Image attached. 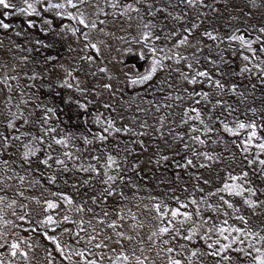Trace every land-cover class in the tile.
I'll use <instances>...</instances> for the list:
<instances>
[{"label":"snow or ice","instance_id":"obj_1","mask_svg":"<svg viewBox=\"0 0 264 264\" xmlns=\"http://www.w3.org/2000/svg\"><path fill=\"white\" fill-rule=\"evenodd\" d=\"M248 4L260 7L259 0ZM223 7L219 0H0V30L9 33V46L0 37V50L28 53L19 63L33 70L22 75L41 81L14 90L10 81L21 74L0 77V264L35 262L32 237L14 229L53 246L47 264H147L152 249L166 264H264V97L255 104L256 91H264V24L220 25ZM17 15L22 24L8 22ZM117 24L124 47L106 55L111 45L97 35L111 39L106 28ZM12 32L23 43L12 41ZM69 39L76 44L68 45L76 53L71 63L44 54ZM128 55L138 60L135 72L117 67L127 68L120 57ZM44 85L55 90L51 102L33 92ZM127 90L135 111L151 113L154 124L136 115L124 123L118 98ZM157 90L163 102L149 100L148 109L136 104L141 92ZM56 97L75 108L81 124L74 131L60 118ZM232 101L247 106L238 111ZM162 109L169 111L156 116ZM177 115L178 123L168 122ZM149 130L164 147L148 164L162 169L161 177L175 171L159 181L168 185L166 198L150 196L144 205L153 222L145 238L135 231L143 222L127 225V216L138 218L119 205L129 199L125 189L140 190L130 173L143 179L137 147L147 151ZM14 180L40 187V196L30 198L36 207L7 201ZM8 209L30 227L5 219Z\"/></svg>","mask_w":264,"mask_h":264},{"label":"rangeland","instance_id":"obj_2","mask_svg":"<svg viewBox=\"0 0 264 264\" xmlns=\"http://www.w3.org/2000/svg\"><path fill=\"white\" fill-rule=\"evenodd\" d=\"M13 2H16V0H13ZM260 7L258 8H252L248 4V0H227V4H225V0H219V4L224 6L222 8L223 11V17L220 19L218 22L220 25H225L227 26L229 23L233 26H239L242 29H249V25H257L259 26L260 24H264V0H259ZM233 5H236L234 7ZM247 5V6H246ZM251 13V14H250ZM231 15L233 17H237V19H233L229 21L227 17ZM23 18L17 15L16 17H9L8 22H12L14 24H22ZM18 30V29H17ZM250 30V29H249ZM106 31L113 32L115 35L110 39L109 37H102L97 35V39H104L107 43L111 45L112 51L109 52L108 48H105V54L110 55V56H116L117 52L115 51L116 49H120L124 47L118 39L119 36L124 35V31L120 28V26L117 24L115 26L109 25L106 28ZM11 32V30H10ZM8 35L9 33H3L2 30H0V37L4 38V45L5 49L9 46V40H8ZM252 35L255 36L256 33L252 32ZM11 39L15 43H23V38L16 37L14 35V32L11 33ZM68 45H71L72 47H76V44L71 40H67L63 43H59L56 45L54 49L48 50L46 55H59L60 57L63 58L64 61H68L71 63V58L76 55V53H69L68 51ZM30 46V45H26ZM28 53H21L16 51L15 49L12 52H6L4 50H0V64H5L6 67L0 68V77H3L4 75L7 76H12V75H17L21 74V78L17 81H10L13 84L14 90L16 89V86L19 85L20 89H23L26 84L30 83H35L36 85H40L41 81L37 79V81L32 82L26 80V78L23 77L22 73L23 72H28L30 73L33 70V65L29 64L27 66H22L19 63V57L21 55H27ZM35 55V54H33ZM42 55L38 57V59L42 60ZM120 59L127 65V68H123L122 65H117V67H121L123 71H127L131 69V71L135 72L136 67H133L134 65L138 67V60L135 56L133 55H128V56H122ZM42 68V65H37L35 70L40 71ZM166 75V73L164 74ZM254 82V81H253ZM2 86V85H0ZM121 87L123 85L121 84ZM50 91H55L54 89H49L47 85H44L38 89H33V92H35V95L41 99H44L46 102H51L52 101V96L49 95ZM167 91V89H165ZM6 94V93H5ZM4 94H0V100L3 99ZM132 95L130 90H127L125 93V96L121 99L118 98L119 108H123L124 111L121 112L122 115L125 116L124 123H128L130 121V118L133 115L138 116L141 120H147L149 124H154L155 117L151 113H145V112H140L137 113L135 111V104L132 103V101L129 99V97ZM256 97L258 98L257 101L255 102L256 106L259 107V98L264 97V91L257 90L255 93ZM163 93H161L159 90H157L154 93H143L141 92L139 96L136 98V104H139L140 107L144 109L149 108L148 101L152 100L155 101L156 103H161L163 102L162 100ZM107 95H105L104 99H107ZM19 96L15 97L14 103L19 102ZM55 102L59 105V107L62 109V112L60 113V118L65 121L67 126L69 127L70 130H75L77 124H81V121L78 120L75 116V108L72 107L70 108L67 105H64L61 102L60 97L55 98ZM234 106L238 109V111H243L247 105H241V104H235L234 101ZM254 102L252 99L248 100V104H253ZM128 105H131V107H128ZM9 107H12V105H9ZM15 111V108L12 109ZM154 111V109H153ZM169 111L168 109H162L161 113H156V116H159L163 112ZM175 111L177 113H180L181 109L176 108ZM71 117V119H69ZM175 119L177 123L179 122V115L172 117L169 119V123H171V120ZM119 123V121H118ZM186 127V126H185ZM176 131H183V127L177 128ZM225 141L229 140V137L226 134H221ZM141 139V138H137ZM145 141V146L147 147L146 152H140V149L136 145H132V147H137V153L138 159L141 164L142 172L141 176L143 177L142 180H138L134 174V182H138L140 185V190L139 192L136 193V195H133L134 192H136L135 189H125L126 195L129 196L128 200L123 201L119 207L123 208L125 213L128 212L129 209H131V212L134 213L137 216V221H133L131 219V216H127L125 223L127 225H132L133 223H140L143 222L144 227L142 229L137 228L135 231L139 232L141 237H145L149 234L151 228H152V221L148 218L149 214L144 211V205L145 204H150L151 201L148 199L150 196H157V197H165V193L167 192L168 185L167 184H160L159 181L160 179L167 177L169 179L173 178V172L175 169H169L166 173H164V177H161V172L162 169L155 167L154 165L148 164L149 158L152 156L153 152L157 149V146H159L161 149H163L164 145L163 142L161 141V138L152 133L151 130H149V136H146L143 138ZM170 139V138H169ZM127 141H122L121 146L123 143H126ZM213 147H217L216 145H213ZM223 147V145L219 146ZM23 174V173H21ZM86 174H81V177L85 176ZM11 184L10 187L6 188V193H7V201L10 202L11 200L15 199L18 204L19 203H28L33 207H36L34 203L31 201L32 196H40L41 189L39 186H35L31 189L26 188L23 185H20L18 181H11L9 182ZM60 187L64 190L69 192L70 195L76 196L77 200H79L81 197L80 195L76 194L73 189H70L68 187H65L62 183ZM191 187V186H189ZM18 190H21L24 192V196L20 197L16 195V192ZM83 191V190H82ZM181 195L183 198L184 193H178ZM0 195H5L4 192H0ZM264 199V197H261ZM139 205V207H137ZM116 204L110 200L109 202V211H112V208L115 207ZM17 215L23 214L20 212L19 208L17 207L16 209ZM12 209L7 210V214L5 215V219H10L13 220L17 224H21L22 227H30V225L25 224L19 220L16 219L15 216H13ZM38 211V208H37ZM30 219L35 221L37 219L36 214L34 213ZM126 231L128 234H132V230L130 228H125L121 229ZM9 231H13L12 229H9ZM19 235L21 236H31L32 240L35 242L37 245L36 247V259L34 264H47V252L50 250H53V246L49 244L48 241L44 240L42 236H39L35 233H28V232H23L20 229H14ZM105 231H110L105 229ZM13 238L10 236V239ZM134 246V244L132 245ZM158 251V249H152L151 251H146V255L149 256V260L147 261V264H166V259L163 258L164 254L161 253L160 257H157L155 255V252ZM53 255H55V252L53 251ZM56 264H60L59 259H57ZM105 264H108L107 261H105Z\"/></svg>","mask_w":264,"mask_h":264}]
</instances>
